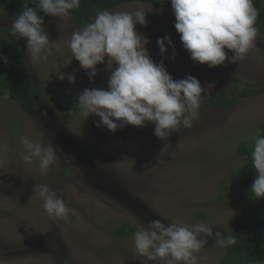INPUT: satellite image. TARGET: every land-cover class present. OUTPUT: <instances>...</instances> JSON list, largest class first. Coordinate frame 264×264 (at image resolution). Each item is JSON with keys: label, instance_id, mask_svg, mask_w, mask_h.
<instances>
[{"label": "rangeland", "instance_id": "1", "mask_svg": "<svg viewBox=\"0 0 264 264\" xmlns=\"http://www.w3.org/2000/svg\"><path fill=\"white\" fill-rule=\"evenodd\" d=\"M138 7L146 12V24H137L136 31L147 41L153 61L163 62L174 80L192 76L205 87L192 126L165 141L154 135L151 123L140 128L125 125L113 133L95 126L99 117L86 119L80 114L78 95L84 89H107L109 75L107 62L97 66L91 81L79 63L71 64L74 58L68 42L83 26L74 25L69 16L38 12L50 42H60V49H52L46 63H38L26 55L27 40L11 33L15 17L0 10V37L16 38L37 90L33 114H23L6 93L0 99V145L6 146L0 158L7 161L0 167V264H141L132 235L152 219L187 225L205 221L226 236L237 225V189L229 186L246 160L238 147L250 148L251 135L264 129V94L239 97L228 109L212 107L207 98L220 91L231 98L241 88L261 87L264 40L257 33L244 61L209 68L194 62L180 36L171 31L175 16L169 9L130 2L107 10ZM165 36L175 48L174 59L173 48L167 44L166 56L160 55L157 39ZM59 71L65 77L74 75L75 82L61 81ZM62 104L75 109L63 115ZM21 136L57 146V160L46 174L37 163L21 159ZM35 184H47L64 200L71 210L66 219H50L43 201L30 200ZM260 201L255 200L259 209ZM121 224L129 233L117 237L113 230ZM214 243L209 238L197 253L198 264H217L224 250Z\"/></svg>", "mask_w": 264, "mask_h": 264}, {"label": "clouds", "instance_id": "2", "mask_svg": "<svg viewBox=\"0 0 264 264\" xmlns=\"http://www.w3.org/2000/svg\"><path fill=\"white\" fill-rule=\"evenodd\" d=\"M175 16L174 28L180 35L183 48L191 59L209 68L222 66L226 61H244L254 47L259 12L253 0H170ZM36 7L24 4L23 11L12 21L11 33L26 39L31 60L46 63L52 49H60V42H50L45 31L43 12L51 17L66 18L78 9L80 0H36ZM146 24L142 7L135 11H98L92 22L72 33L68 48L73 58L88 74L97 75V66L107 62V89H84L77 97L80 114L86 119L99 117L97 128L106 127L115 133L125 125L137 128L151 123L154 135L167 140L182 128H190L204 101L205 87L198 79L187 76L174 80L163 62L150 57L147 41L136 31V25ZM145 41V42H142ZM175 48L170 37L157 39L160 55L167 47ZM231 51L228 56L225 51ZM7 63L6 58H3ZM115 65V67H113ZM58 78L75 82L74 75L57 73ZM260 129L257 130L259 132ZM251 159L256 176L250 193L257 200L264 199V136L252 134ZM21 159L26 164L37 163L46 174L57 160V146L21 136ZM6 146L0 145V151ZM0 158V167L6 163ZM31 199L43 201V210L50 219H66L71 211L47 184H35ZM212 238L215 245H234L233 236L216 231L208 222L192 225L181 221L165 224L152 219L138 226L132 235L133 249L141 264H198L199 253Z\"/></svg>", "mask_w": 264, "mask_h": 264}, {"label": "trees", "instance_id": "3", "mask_svg": "<svg viewBox=\"0 0 264 264\" xmlns=\"http://www.w3.org/2000/svg\"><path fill=\"white\" fill-rule=\"evenodd\" d=\"M139 2L151 5L156 9H169L172 13L170 0H80L78 9L72 10L69 14L71 22L76 26H85L90 23L98 11L107 10L124 3ZM254 6L259 12L256 22L258 33L264 40V8L262 0H253ZM24 4L35 8L36 0H0V10L6 11L16 17L23 11ZM174 14V13H173ZM171 31L180 36L174 26ZM6 58L7 63L4 59ZM79 63L75 59L71 64ZM264 65V61H263ZM27 66L22 57L21 47L16 38L11 34L8 37H0V99L7 94L9 100L15 102L23 114L36 112L37 90L27 74ZM261 87L256 89L241 88L234 97H227L226 92L220 91L212 94L207 101L212 107L228 109L234 105L239 97H250L264 94V81L260 82ZM62 104L59 107L61 114L65 115L67 110L75 109V106ZM264 136V129L258 134ZM252 147H238V153L245 156L244 165L238 169L232 177V184L229 187L237 189V202L240 209V219L229 235L236 240L234 245L221 247L224 250L223 256L217 264H264V199H261V208L255 205L256 198L251 195L250 188L254 182L256 173L251 159ZM113 233L122 237L129 233L125 224L114 228Z\"/></svg>", "mask_w": 264, "mask_h": 264}]
</instances>
